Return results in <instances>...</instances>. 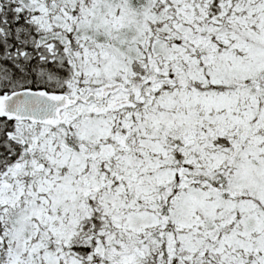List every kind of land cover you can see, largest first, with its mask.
Here are the masks:
<instances>
[{
	"label": "snow or ice",
	"instance_id": "obj_1",
	"mask_svg": "<svg viewBox=\"0 0 264 264\" xmlns=\"http://www.w3.org/2000/svg\"><path fill=\"white\" fill-rule=\"evenodd\" d=\"M0 264H264V0H0Z\"/></svg>",
	"mask_w": 264,
	"mask_h": 264
}]
</instances>
